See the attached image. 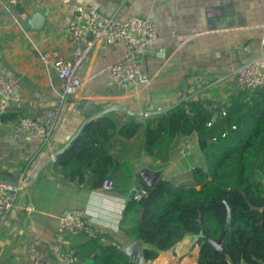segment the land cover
<instances>
[{"label":"crops","instance_id":"obj_1","mask_svg":"<svg viewBox=\"0 0 264 264\" xmlns=\"http://www.w3.org/2000/svg\"><path fill=\"white\" fill-rule=\"evenodd\" d=\"M16 4L24 11L17 12ZM79 5L96 7L121 20L135 15L156 20L158 37L144 52V69L151 82L127 89L119 87L108 65L124 53V45L98 44L81 72L80 90L62 104L48 142L19 136L14 131V121L0 119V182L23 181L16 205L0 219V264H53L57 248L71 250L82 242L87 235L61 237L57 233L61 217L73 208L84 209L100 232L110 234L124 249L134 239L120 228V220L131 191L144 188L138 172L148 168L176 183L193 182L191 169L205 165L196 132L179 135L169 161L162 165L145 156L141 127L132 138L118 135L110 147L112 153L130 160L135 167L131 191L104 185L92 188L69 181L55 169L53 161L26 188L38 166L77 132L86 118L87 106L95 105L92 114L113 103L137 110L149 106L159 110L195 93L193 98L223 103L239 91L234 86L235 70L264 54V0H0V66L20 84L19 100L0 95V116L8 112L19 117L39 114L58 102L53 89L57 77L46 71L36 47L53 49L68 57V20ZM14 17L21 19L24 28L16 24ZM219 103L217 115L223 107ZM113 112L119 124L127 120L126 113ZM185 144L187 153L182 155L180 148ZM195 236L198 240L199 236ZM186 249L182 240L162 251L153 264H199V249L193 247L189 253ZM75 264L84 263L78 260Z\"/></svg>","mask_w":264,"mask_h":264},{"label":"trees","instance_id":"obj_2","mask_svg":"<svg viewBox=\"0 0 264 264\" xmlns=\"http://www.w3.org/2000/svg\"><path fill=\"white\" fill-rule=\"evenodd\" d=\"M17 12L24 11L19 4ZM216 100L189 98L143 120L127 116L119 124L113 111L85 124L82 131L53 161L69 181L101 187L133 188L135 167L110 151L118 135L129 139L144 127L143 150L165 165L179 135L196 132L205 165L191 169L193 182L176 183L159 178L140 199L131 191L120 228L145 244L146 260H155L187 235L199 236V264H264V87L239 90L223 103L225 115H217ZM2 121L19 114L3 113ZM211 122V124H209ZM235 125V128L232 126ZM227 204L232 224L227 226ZM225 231L224 251L207 240H219ZM104 238L109 242H105ZM71 251L84 264H138L108 233L87 237Z\"/></svg>","mask_w":264,"mask_h":264},{"label":"built area","instance_id":"obj_3","mask_svg":"<svg viewBox=\"0 0 264 264\" xmlns=\"http://www.w3.org/2000/svg\"><path fill=\"white\" fill-rule=\"evenodd\" d=\"M14 20L24 28L21 19L14 17ZM67 29L71 43L68 57L53 49L40 50L36 47L38 57L46 71L49 75L55 74L57 77L53 89L58 95V102L39 114L22 115L15 120L13 128L19 136L49 141L54 133L62 104L80 90L81 72L90 58L92 49L98 44L121 42L124 45V53L108 65L111 78L119 87L127 89L131 85L151 82L144 69V52L158 37V26L153 17L135 15L121 20L105 14L96 7L79 5L69 18ZM234 86L238 90L264 87V56L237 68ZM19 90L18 79L0 66V95L8 100L17 101L20 99ZM225 114L226 108L223 106L218 115ZM232 128H235V125ZM180 153L182 155L187 153L186 144L180 148ZM105 183L104 186L112 187V181L108 183L107 180ZM21 188L22 179L18 183L0 182V219H4L16 205ZM146 193V189L143 188L134 197L140 199ZM57 233L61 237L81 233L87 237H97L101 234L82 208L68 210L59 221ZM78 260L79 257L71 250L59 247L54 252L53 264H75Z\"/></svg>","mask_w":264,"mask_h":264},{"label":"water","instance_id":"obj_4","mask_svg":"<svg viewBox=\"0 0 264 264\" xmlns=\"http://www.w3.org/2000/svg\"><path fill=\"white\" fill-rule=\"evenodd\" d=\"M262 56H264V54L256 55L250 61H248L247 63L243 64L242 66L250 63L252 60H254L257 57H262ZM195 94H190V95L186 96L185 98H182L181 100H179L175 104H173V105H171V106H169L167 108H163V109H159V110H154V106H149L145 110H137V109H132V108L128 107L125 104L113 103V104L101 109L100 111L92 114V110L94 109L95 105L94 104H90L89 106H87V108L85 110V117L86 118L82 122V124L79 127V129L77 130V132L68 140V142L64 146H62L61 148L56 150L51 156H49L45 160V162H43L41 165L38 166V168L35 170L33 176L31 177V179L25 184V187L29 188L38 179L39 173L49 163L54 161L56 159V157L61 152H63L71 144V142L82 131V129L85 126V124L87 122H89L90 120H92V119H94V118H96V117H98V116H100L102 114H105V113H108V112H111V111H114V110L129 114L131 116L145 117V116H149L152 112H163L165 110L173 108L176 105L180 104L182 101L193 97ZM34 115H32V116H34ZM138 174L141 177V179L144 181V183L147 186H149V187H152L155 184V182L160 178V171H152V170H149L148 168H142V170L139 171ZM14 183H18V182H14ZM226 224H227L228 227H230L231 224H232V210H231V207L228 204H227V221H226ZM199 236H203V234H199ZM224 236H225V231L222 233V235H221L219 240H214L211 237H207V240H209L210 243L217 250L224 251V247H223ZM144 247H145L144 242L142 240L137 239V240H134L133 242H131L130 244H128L127 246H125L124 247V251L126 252V254H128L138 264H153V260H146L145 255H144ZM228 260H229L230 264H233V263H231L230 259H228ZM239 264H249V263L241 262Z\"/></svg>","mask_w":264,"mask_h":264},{"label":"rangeland","instance_id":"obj_5","mask_svg":"<svg viewBox=\"0 0 264 264\" xmlns=\"http://www.w3.org/2000/svg\"><path fill=\"white\" fill-rule=\"evenodd\" d=\"M145 156L147 157L148 154L145 153ZM183 181L179 182V183H182ZM186 182L187 184L191 183L192 181L191 180H188V181H184ZM197 237L194 235H190L188 239H184V244L187 245V249H186V252L189 253L190 250L194 248L196 249H199V244H197ZM157 259V258H156ZM156 259L154 261H156Z\"/></svg>","mask_w":264,"mask_h":264}]
</instances>
